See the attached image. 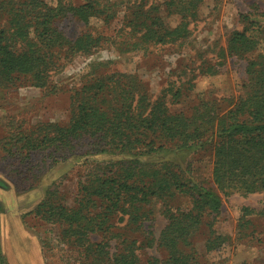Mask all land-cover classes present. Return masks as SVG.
I'll return each instance as SVG.
<instances>
[{"label": "trees", "instance_id": "1", "mask_svg": "<svg viewBox=\"0 0 264 264\" xmlns=\"http://www.w3.org/2000/svg\"><path fill=\"white\" fill-rule=\"evenodd\" d=\"M205 0H168L165 12L177 16L171 27L156 4L141 7L128 20L134 50L144 45H174L187 39ZM98 0H0V90L24 80L37 89H48L53 74L78 55H91L103 37L85 33L69 38L57 25L74 18L88 25L105 16ZM233 32L222 57L246 58L259 51L264 29L252 15ZM4 20V21H3ZM257 26V27H256ZM223 66L220 59L218 67ZM207 74H219L210 68ZM244 94L229 109L216 101L201 100L191 113H173L168 102L173 89L164 88L157 98L130 75H98L74 91L67 125L40 124L32 129L9 126L0 141V161L15 166L21 184L37 182L51 165L71 157H106L108 163L89 173L79 185L75 207L48 190L34 217L58 227L61 243L80 255L82 264H141L135 242L122 243L111 254L109 237L115 217L128 225L150 221L146 207L161 202L167 225L157 241L164 258L145 264H196L191 239L203 227L209 230L206 250L214 252L230 239L217 234L215 222L222 196L264 192V53L252 57L246 68ZM178 102L180 91L172 93ZM208 153L212 185L192 176L188 159ZM50 165V166H48ZM102 165V166H103ZM1 183L0 188L7 190ZM183 196L191 208L173 209L171 202ZM254 212L243 208L239 227L245 230ZM213 217L211 220L210 218ZM101 234L103 241L93 243ZM151 234V233H150ZM2 261V257H1Z\"/></svg>", "mask_w": 264, "mask_h": 264}, {"label": "rangeland", "instance_id": "2", "mask_svg": "<svg viewBox=\"0 0 264 264\" xmlns=\"http://www.w3.org/2000/svg\"><path fill=\"white\" fill-rule=\"evenodd\" d=\"M44 1L53 4L56 0ZM71 1L76 5L82 3V0ZM98 1L106 7L105 16L109 18H95L88 25L66 18L57 24L72 39L85 33L103 37L97 51L89 56L78 55L67 62L62 71L52 75L48 89H37L24 80L15 87L0 90V141L8 136L9 126L13 125H22L24 129L40 124L67 125L74 91L98 78L99 74L130 75L154 99L164 88L173 89L168 102L173 113H191L201 100H214L226 110L244 94L248 62L260 51L264 53L263 36L257 53L246 58L221 57L223 66L218 67L219 55L227 49L230 35L246 26L241 16L252 15V19L264 29V0H205L199 8L198 18L190 26L192 33L187 39L174 45L148 44L138 50L129 48L136 41L135 37L129 40L128 20L141 3L148 6L156 4L161 7L168 25L175 27L179 18L167 17L163 6L168 0ZM210 68L219 69V74H207ZM176 91H180L181 97L178 102H173L172 93ZM108 159L103 156L71 157L48 165L49 169L40 175L37 182H33V187L21 184L15 166L0 161V181L8 185L7 190L0 188V246L1 239L4 241L11 234L8 232L11 225H16V229L24 230L34 241V249L26 240L20 239L19 242L20 247L23 243L26 249L27 264H82L75 248L61 243L58 227L44 224L33 214L48 190L59 194L65 206L75 207L80 183L88 178L90 172L110 162ZM187 164L198 182L212 185L208 153L192 155ZM221 196L222 208L215 217V230L230 239L216 251L208 252L209 230L201 228L191 239L196 264H264V192ZM171 206L186 210L191 208V203L187 197L178 196ZM243 208L254 212L247 218L252 224H248L246 230L239 227ZM146 210L151 220L144 221L139 227L128 225L127 219H113L112 233L109 234L112 238L111 254L122 249V243L126 241L127 244H137L136 253L141 264L151 258L165 257L157 243L167 225L163 205L155 201ZM102 241L101 234L92 237L93 243ZM1 263L22 264L16 259L9 262L7 255L2 256Z\"/></svg>", "mask_w": 264, "mask_h": 264}, {"label": "crops", "instance_id": "3", "mask_svg": "<svg viewBox=\"0 0 264 264\" xmlns=\"http://www.w3.org/2000/svg\"><path fill=\"white\" fill-rule=\"evenodd\" d=\"M10 229L11 230H9L8 232L11 234L9 236H7V239H3L4 241H2V239H1V246H0L1 257L2 256L4 257L7 255L9 262L16 259L19 262L21 261L22 264H27L28 255H26V249H25V247H23V243L20 247L19 242H20V239L26 240L29 243L30 248L34 249L33 238L30 235H28L24 230L20 231V229H16V225H11ZM11 231H13V232H11Z\"/></svg>", "mask_w": 264, "mask_h": 264}, {"label": "water", "instance_id": "4", "mask_svg": "<svg viewBox=\"0 0 264 264\" xmlns=\"http://www.w3.org/2000/svg\"><path fill=\"white\" fill-rule=\"evenodd\" d=\"M0 264H2V263H1V251H0Z\"/></svg>", "mask_w": 264, "mask_h": 264}]
</instances>
